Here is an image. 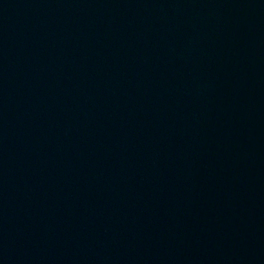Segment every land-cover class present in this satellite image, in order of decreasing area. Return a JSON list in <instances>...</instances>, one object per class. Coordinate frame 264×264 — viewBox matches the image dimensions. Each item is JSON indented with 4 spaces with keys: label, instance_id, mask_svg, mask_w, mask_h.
Masks as SVG:
<instances>
[{
    "label": "water",
    "instance_id": "water-1",
    "mask_svg": "<svg viewBox=\"0 0 264 264\" xmlns=\"http://www.w3.org/2000/svg\"><path fill=\"white\" fill-rule=\"evenodd\" d=\"M0 264H264V0H0Z\"/></svg>",
    "mask_w": 264,
    "mask_h": 264
}]
</instances>
